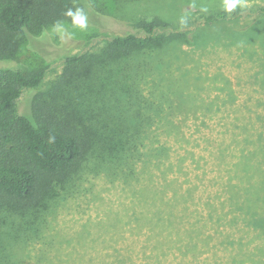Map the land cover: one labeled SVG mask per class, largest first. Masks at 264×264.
I'll list each match as a JSON object with an SVG mask.
<instances>
[{
  "label": "rangeland",
  "instance_id": "obj_1",
  "mask_svg": "<svg viewBox=\"0 0 264 264\" xmlns=\"http://www.w3.org/2000/svg\"><path fill=\"white\" fill-rule=\"evenodd\" d=\"M181 1L78 0L79 6L71 10L73 21L33 26L18 35L9 63L22 73L45 70L41 84L19 99L21 115L31 113L34 97L56 103L49 95L62 77H68L67 58L94 57L113 38L128 34L143 39L137 27L142 23L156 20L163 23L160 35L168 30L181 34L175 50L181 60L171 64L185 74L183 80L179 71L174 74L179 84L169 100L181 108L169 116L172 133L160 127L152 130L158 143L168 144V155L141 167L136 182L126 186L98 173V165L90 169L84 164L67 181L48 182L28 206L0 198V264H257L264 239L239 226L219 225L215 205L220 197L215 194L221 182L218 174L241 151L238 140L244 135L254 139V124L264 131V16L254 15L264 9V0H240V17L212 25H204L203 17L226 12L223 0L186 2L179 8ZM78 12L86 17L84 29L74 22ZM93 88L70 86L90 101L97 96ZM69 97L61 94L57 100L66 111ZM95 105L88 110L96 115ZM254 113L260 117L255 123ZM86 114H80L81 125L73 126L85 133L87 158L98 159V123ZM218 151L224 159L221 169L214 158ZM152 195L162 200H157L162 210L163 202H170L178 233L147 231ZM210 207L215 212H209ZM180 232L191 238L186 253L175 249L179 236L184 238ZM227 236L233 244L224 243Z\"/></svg>",
  "mask_w": 264,
  "mask_h": 264
},
{
  "label": "trees",
  "instance_id": "obj_2",
  "mask_svg": "<svg viewBox=\"0 0 264 264\" xmlns=\"http://www.w3.org/2000/svg\"><path fill=\"white\" fill-rule=\"evenodd\" d=\"M77 1L0 0V198L12 201L21 208L34 201L39 190L48 188L52 183L67 181L78 166L84 164L90 169L98 165V173L120 180L126 186L136 182L141 167L149 166L154 158H161L167 153L168 144L158 143L153 128L160 127L161 130L166 129L168 135L171 134L174 124L169 116L173 110L181 108V104L177 102L175 108V103L169 100L176 94L174 88L179 84L178 77L183 80L185 74L171 64L181 60L177 56L180 53L175 52L176 40L181 34H172L168 30L160 35L158 32L163 23L154 20L137 26L143 39L128 34L113 38L94 57L67 58L65 65L68 70L64 71V76L68 77H62L49 95L56 103L34 97L31 113L19 114V99L26 90L41 84L45 70L22 73L9 63L12 62L16 38L33 26L41 29L66 18L73 21L68 12L74 4L79 6ZM192 1L202 2L185 0L178 3V7L184 8L186 2ZM242 13L235 8L231 12L204 16L203 23L212 25L240 17ZM254 15L264 16V9L257 10ZM95 68H98V75L93 74ZM75 84L80 88L94 87L92 94L97 95L96 99L90 101L71 90L70 86L76 87ZM60 91L58 97L62 94L63 99L70 94L67 99L70 111L64 110L57 101ZM94 103L98 107L96 115L94 109L88 110ZM204 107L207 109V106ZM86 112L98 123V159L87 158V145L83 139L85 133L73 126L82 124L80 114L87 115ZM259 119L254 113V123ZM253 136L254 139H251L244 135L238 140L241 151L237 159L229 163L231 165L224 173L218 174L217 179L221 182L215 196L220 199L215 205V215L219 225L239 226L241 230L247 229L264 239V131L258 130L255 124ZM214 158L218 169H221L224 161L222 153L218 151ZM157 200L162 203L158 197H150L147 231L152 233L164 228L170 235L173 230L178 233L172 209L169 210L170 202H163L162 210ZM208 211L215 212V209L210 207ZM180 234L184 238L179 236L182 240L175 249L186 253L190 250L191 238L182 232ZM197 234H202L200 227ZM229 238L222 239L226 244H233ZM257 253L260 254L257 264H264V251L259 248Z\"/></svg>",
  "mask_w": 264,
  "mask_h": 264
},
{
  "label": "clouds",
  "instance_id": "obj_3",
  "mask_svg": "<svg viewBox=\"0 0 264 264\" xmlns=\"http://www.w3.org/2000/svg\"><path fill=\"white\" fill-rule=\"evenodd\" d=\"M240 3V0H223V8L226 12L233 11L237 5ZM68 15L71 16L72 12L69 11ZM75 24H77L81 29H84L87 27L86 23V17L79 12L77 13L75 17Z\"/></svg>",
  "mask_w": 264,
  "mask_h": 264
}]
</instances>
